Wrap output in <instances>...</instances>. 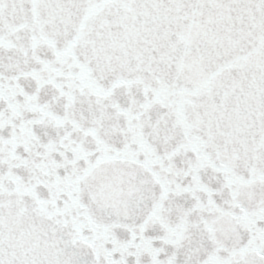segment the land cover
Returning <instances> with one entry per match:
<instances>
[{
	"label": "snow or ice",
	"instance_id": "6c2138e0",
	"mask_svg": "<svg viewBox=\"0 0 264 264\" xmlns=\"http://www.w3.org/2000/svg\"><path fill=\"white\" fill-rule=\"evenodd\" d=\"M0 264H264V0H0Z\"/></svg>",
	"mask_w": 264,
	"mask_h": 264
}]
</instances>
